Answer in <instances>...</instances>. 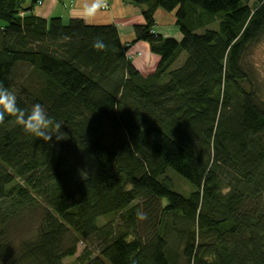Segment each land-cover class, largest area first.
I'll return each mask as SVG.
<instances>
[{"label": "trees", "instance_id": "trees-1", "mask_svg": "<svg viewBox=\"0 0 264 264\" xmlns=\"http://www.w3.org/2000/svg\"><path fill=\"white\" fill-rule=\"evenodd\" d=\"M137 2L133 42L158 56L146 75L114 25L0 0V86L20 80L18 106L44 105L65 138L0 125V264H62L81 240L80 264H264V99L243 65L264 36V0ZM157 8L174 12L181 40L152 31Z\"/></svg>", "mask_w": 264, "mask_h": 264}, {"label": "crops", "instance_id": "crops-1", "mask_svg": "<svg viewBox=\"0 0 264 264\" xmlns=\"http://www.w3.org/2000/svg\"><path fill=\"white\" fill-rule=\"evenodd\" d=\"M26 1L30 3L31 0ZM86 3H91V0H35L32 11L41 19L58 17L66 23L69 19H81L79 13L83 11ZM107 4L108 8L101 9L94 18L81 20L91 25H114L121 44L127 48V55L132 56L131 63L143 75L151 73L158 62L157 55L151 53L147 43L133 42V27L145 23L142 15V10L146 8L145 3L137 0H107ZM154 22V33L181 40L182 34L175 24L173 11L157 8L154 12Z\"/></svg>", "mask_w": 264, "mask_h": 264}, {"label": "clouds", "instance_id": "clouds-1", "mask_svg": "<svg viewBox=\"0 0 264 264\" xmlns=\"http://www.w3.org/2000/svg\"><path fill=\"white\" fill-rule=\"evenodd\" d=\"M107 6V0H91V3H86L83 6L79 18L84 20L94 18L101 9ZM93 47L96 50L104 51L107 45L97 39ZM6 117L14 118L15 123L21 126L26 133L45 142H52L53 136L56 141L65 139L62 135L64 132L61 131L63 123L50 117L44 105L35 103L30 111H26L18 106L17 97L13 92L0 86V125L5 123ZM138 218L146 219L147 216L145 213H138Z\"/></svg>", "mask_w": 264, "mask_h": 264}, {"label": "rangeland", "instance_id": "rangeland-1", "mask_svg": "<svg viewBox=\"0 0 264 264\" xmlns=\"http://www.w3.org/2000/svg\"><path fill=\"white\" fill-rule=\"evenodd\" d=\"M201 30H199L200 32ZM201 33V32H200ZM184 53L179 61H177L175 64L171 66V69L174 68L180 61L184 58ZM156 56V55H155ZM158 58V56H157ZM244 68L247 70L250 80L252 82V86L255 90L259 93L260 97L264 99V36L256 43L252 44L248 51L246 52L244 56ZM23 70V71H22ZM28 72L27 68H20L18 69V75L21 73ZM21 76V75H20ZM20 78V77H19ZM20 83V80L15 81L14 86L10 90L15 95L18 93L17 90V84ZM172 172V171H171ZM174 175H172L170 172H168V175L171 176L172 180H174V186L172 189L184 196H186L191 191L190 184L181 176L173 172ZM102 219V218H100ZM99 219V220H100ZM110 218H104L101 220V224L108 221ZM36 216H33L32 219H27L24 222L17 225V227L14 228V231L11 234V238L17 244L20 240L30 237L35 229H36ZM86 243L84 241H79L76 246V253L73 256L65 257L62 260V264H80L79 261H77L78 256L81 255L83 249L85 248ZM97 248L96 243H92L90 245V249L94 250Z\"/></svg>", "mask_w": 264, "mask_h": 264}, {"label": "built area", "instance_id": "built-area-1", "mask_svg": "<svg viewBox=\"0 0 264 264\" xmlns=\"http://www.w3.org/2000/svg\"><path fill=\"white\" fill-rule=\"evenodd\" d=\"M39 3H40V1H39ZM107 5H108V4H107ZM107 8H108V6H107L106 8H104V9H107ZM128 57L131 58L132 56L128 55Z\"/></svg>", "mask_w": 264, "mask_h": 264}]
</instances>
